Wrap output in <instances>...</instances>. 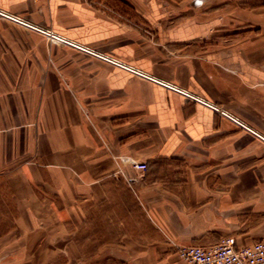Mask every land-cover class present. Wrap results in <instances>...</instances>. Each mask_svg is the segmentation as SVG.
I'll return each mask as SVG.
<instances>
[{
  "label": "crops",
  "instance_id": "1",
  "mask_svg": "<svg viewBox=\"0 0 264 264\" xmlns=\"http://www.w3.org/2000/svg\"><path fill=\"white\" fill-rule=\"evenodd\" d=\"M0 180L4 260L189 264L177 246L264 239V0H0Z\"/></svg>",
  "mask_w": 264,
  "mask_h": 264
},
{
  "label": "built area",
  "instance_id": "2",
  "mask_svg": "<svg viewBox=\"0 0 264 264\" xmlns=\"http://www.w3.org/2000/svg\"><path fill=\"white\" fill-rule=\"evenodd\" d=\"M50 36L51 30L45 31ZM58 34L54 33V37ZM66 42V41H64ZM218 109L217 106L213 105ZM133 167L146 171L148 164L129 159ZM178 255L189 264H264V239L249 245H239L235 236H227L211 245L177 246Z\"/></svg>",
  "mask_w": 264,
  "mask_h": 264
},
{
  "label": "rangeland",
  "instance_id": "3",
  "mask_svg": "<svg viewBox=\"0 0 264 264\" xmlns=\"http://www.w3.org/2000/svg\"><path fill=\"white\" fill-rule=\"evenodd\" d=\"M102 11H110L112 12L111 7L108 5V3L104 2V4H102ZM128 13V9L124 6H122L120 8V14L122 15L123 19H126L127 17H125ZM124 16V17H123ZM18 20H16L17 22ZM19 22V21H18ZM24 22V21H23ZM137 32H140L143 36L144 41L147 44H152V45H158V41H157V32L156 30L149 26L148 24H144L143 21H137L136 23H131L130 24ZM46 36V40H48V42L51 43H60V44H65L68 46H72L74 47L75 44L73 42L70 41H61V42H57L55 41L52 37H49L47 34ZM76 48V47H74ZM84 48V47H83ZM80 50V52L84 53V54H88L90 57L94 58L95 60H100L103 62H106L112 66H116L117 64H119L120 66H124L127 68H131L132 72H134L135 74H137V76H141L144 77V75H142L141 72H139L138 69H135L127 64H124L123 62H118L115 59H113L112 57L106 55V54H102L99 52H95L92 50L87 51L85 48L82 49H78ZM77 96L78 99L81 97L78 92H77ZM100 106L98 105V103L96 102H91L89 104H85L83 103V107L82 110L84 111V113H89L91 114L96 121V118L98 117V112L100 110ZM237 122V120H235ZM4 189H7L6 187H4V181L0 180V264H38V262H33V261H23V262H17L15 260H4V255H6L7 253H12L14 251H16L17 246L15 245V243L11 240V235L9 234L11 230V226L13 225V220H14V213L13 212H5L4 211ZM7 202H9V199H7ZM227 237V236H226Z\"/></svg>",
  "mask_w": 264,
  "mask_h": 264
},
{
  "label": "bare ground",
  "instance_id": "4",
  "mask_svg": "<svg viewBox=\"0 0 264 264\" xmlns=\"http://www.w3.org/2000/svg\"><path fill=\"white\" fill-rule=\"evenodd\" d=\"M18 19H21V18L15 17V20H18ZM18 21H19V20H18ZM21 21H23V20L21 19ZM50 33H51L50 36H51L55 41H57V42H61V41H69V40L63 38L64 36H62V35H56V36H58V37H54V36H53V34H54L53 31H51ZM74 44H75V46H78L79 48H83L82 46H80V45H78V44H76V43H74ZM139 72H140V71H139ZM155 80H156V79H155ZM166 84H168L169 86L173 87V85H171V84H169V83H166ZM185 92H186V91H185ZM186 93H188V92H186Z\"/></svg>",
  "mask_w": 264,
  "mask_h": 264
}]
</instances>
